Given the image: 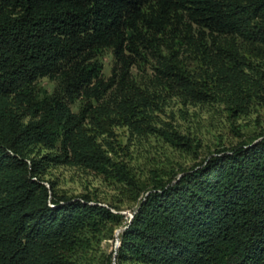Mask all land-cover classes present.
<instances>
[{
  "label": "trees",
  "instance_id": "trees-1",
  "mask_svg": "<svg viewBox=\"0 0 264 264\" xmlns=\"http://www.w3.org/2000/svg\"><path fill=\"white\" fill-rule=\"evenodd\" d=\"M259 19L264 0H0V264H264V139L152 189L138 186L102 139L112 126L151 128L152 98L131 79L143 50L158 57L161 80L205 100L161 55L160 36L172 29L207 32L211 47L191 46L202 47L227 95L243 94L234 40ZM258 34L264 39V25ZM108 49L115 65L104 81L99 57ZM43 78L56 82L52 95L38 92ZM160 133L175 147L189 143ZM37 147L47 154L30 158ZM52 165L116 181L138 202L115 257L90 253L123 225L119 207L52 191L44 178Z\"/></svg>",
  "mask_w": 264,
  "mask_h": 264
},
{
  "label": "rangeland",
  "instance_id": "rangeland-1",
  "mask_svg": "<svg viewBox=\"0 0 264 264\" xmlns=\"http://www.w3.org/2000/svg\"><path fill=\"white\" fill-rule=\"evenodd\" d=\"M263 25L264 20H255L247 38L234 40L244 78L243 94L238 96L226 94V88L213 76L215 70L211 63L200 51L202 47L191 46L211 47L213 44L211 36L195 25L191 30L187 29L188 32L172 29L160 36L159 42L163 44L160 52L177 71L199 84L205 94L204 101L187 96L180 88L161 80L158 57L150 51H142L131 69V79L152 98V107L146 112L151 128L140 135L128 127L112 126V135L102 137L114 149L111 156L115 162L129 171L138 186L152 189L158 183L170 182L175 176L182 177L184 172L217 156L222 150L231 151L264 139V39L258 34ZM114 65L113 51H103L99 57L100 78L108 81ZM234 65L229 63L227 66ZM55 88L56 82L50 78L40 79L37 83L42 96L52 95ZM234 101L238 105L235 106ZM82 105V101L73 104V112H79ZM161 131L177 132L189 143L185 147H175ZM45 154L46 150L37 147L30 158ZM44 178L47 187L60 196L88 195L95 202L119 207L113 211L124 216L123 225L116 227L113 234H105L97 240L90 253V258L98 262L110 255L115 257L121 234L138 209V202L133 201L127 187L92 171L66 165L50 166Z\"/></svg>",
  "mask_w": 264,
  "mask_h": 264
},
{
  "label": "water",
  "instance_id": "water-1",
  "mask_svg": "<svg viewBox=\"0 0 264 264\" xmlns=\"http://www.w3.org/2000/svg\"><path fill=\"white\" fill-rule=\"evenodd\" d=\"M120 244H121V241H120V243H119V247H120Z\"/></svg>",
  "mask_w": 264,
  "mask_h": 264
}]
</instances>
